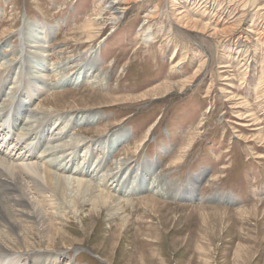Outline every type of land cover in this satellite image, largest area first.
<instances>
[{
    "label": "rangeland",
    "instance_id": "rangeland-1",
    "mask_svg": "<svg viewBox=\"0 0 264 264\" xmlns=\"http://www.w3.org/2000/svg\"><path fill=\"white\" fill-rule=\"evenodd\" d=\"M109 1L121 11L114 25ZM105 2L0 0V70L13 71L7 90L24 87L22 97L15 95L30 101L24 108L64 112L69 126L77 114H92L89 124L79 121L70 133L86 131L101 153L111 147L106 170L117 162L133 168L156 159L158 174L196 187L198 196L141 192L130 203L124 199L114 218L107 211L89 217L88 206L62 220L67 234L56 244L64 252L58 264H140L143 256L147 264H264V0ZM102 9L95 32L103 31L87 38L86 27H77ZM36 23L40 47L26 36ZM45 27L58 33L50 38ZM141 28H151L155 39L143 43ZM43 45L52 51L45 63L54 67L45 80L55 88L46 93L35 80ZM92 48L107 72L103 86L80 79L56 87L58 77L75 75L89 56L65 64ZM62 65L69 67L66 73ZM7 93L3 98L12 96ZM53 94L58 105L43 101ZM118 130L129 135L123 144L110 141ZM198 177L191 187L188 181ZM228 195L234 199L227 201ZM147 196L160 207L149 208ZM122 219L130 225L111 236ZM31 256L49 261L44 254Z\"/></svg>",
    "mask_w": 264,
    "mask_h": 264
},
{
    "label": "bare ground",
    "instance_id": "bare-ground-1",
    "mask_svg": "<svg viewBox=\"0 0 264 264\" xmlns=\"http://www.w3.org/2000/svg\"><path fill=\"white\" fill-rule=\"evenodd\" d=\"M101 1L104 2L103 5L106 4V0ZM107 8L111 14L110 24L118 23L121 19V11L114 1L107 2ZM97 15L77 27L78 29L86 27L83 31L87 38L99 37L103 31L101 29L98 33L95 32L96 27L103 24L100 21L103 18V9ZM31 28V31L28 28L26 36L31 38L33 46L40 47L41 28L37 23ZM46 29V27L43 28L44 33ZM58 29L48 30L47 36L52 38V34L58 33ZM140 34H142L143 43L148 44L155 39L151 28L143 32L141 28ZM42 51L43 54L38 56L43 61L37 67L35 80L38 83L41 82L36 88L46 93L55 88L45 80L54 67L50 69V64L45 63L51 55V49L43 45ZM96 52L97 50L92 48L67 62L65 65L76 64L80 57L89 56L84 60L80 58L82 61L75 75L67 76L68 78L58 77L59 86L56 87L74 85L80 79L87 80L94 86L104 84L107 80V72L100 69L98 59L95 57ZM22 61L24 62L25 58ZM33 62L36 61L30 63L32 68ZM178 63L181 64L183 61ZM65 65L61 66L60 71L64 69L66 73L69 67L66 68ZM6 68L8 67L0 70L4 72L0 74V264H58L60 262L58 259L62 260L61 254L64 252L56 250V244L67 234L62 220L70 221L80 211H85L88 206H92L90 211L87 210L89 217H92L95 212L100 216L107 211L108 216L114 218L121 214L124 199L130 203L131 198L141 192H149L154 197L165 199L182 197L193 200L197 198L196 187L191 189L184 184L174 185L173 182L166 180L165 176L158 174L156 159H145L133 168L124 167V162H117L116 168L111 167L106 170L110 156L107 153H111V147L105 153H101L100 146L95 144L97 142L92 143L88 140V135H84L86 131L76 136L70 133L71 129L80 127L79 121L89 124L92 114H88L86 110L82 114H77L74 119L75 124L69 126L70 118L64 112L41 110L43 109L41 105L31 111L24 108L25 105H31L30 101L26 103L15 97L18 91L19 97L22 95L24 87L20 89L19 86H15L14 90H7L13 71H8V75ZM54 71L57 70L54 69ZM26 91L29 89L27 88ZM7 92L12 93L9 99L3 98L4 93L8 95ZM93 95V99L98 97L97 94ZM52 97L43 101L58 105L57 95ZM128 136L126 131L118 130L110 134V141L114 143L113 140L117 138L115 143L123 144ZM165 151H167L166 148ZM78 165H81L80 168ZM199 179L200 177L196 181L190 180L188 184L191 187L192 182L198 185ZM114 194H118L117 197ZM153 196L143 199L149 208L156 209L160 206ZM225 199L230 201L234 198L228 195ZM68 214L71 215L68 216ZM129 225L128 221L122 219L111 236L116 232L123 234ZM31 254L36 256L44 254L46 257L44 259L49 261H40L38 257ZM30 256L33 257L32 260H28ZM138 262L147 264L144 256L138 259Z\"/></svg>",
    "mask_w": 264,
    "mask_h": 264
}]
</instances>
